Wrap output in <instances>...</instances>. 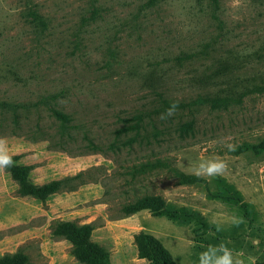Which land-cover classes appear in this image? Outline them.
Listing matches in <instances>:
<instances>
[{"label":"rangeland","instance_id":"rangeland-1","mask_svg":"<svg viewBox=\"0 0 264 264\" xmlns=\"http://www.w3.org/2000/svg\"><path fill=\"white\" fill-rule=\"evenodd\" d=\"M214 98L231 105L211 110ZM136 115L146 130L116 135ZM0 137L59 154L76 194L54 218L92 225L110 264H147L139 232L175 264L221 242L264 264V0H0ZM216 156L223 175L195 174ZM137 200L156 213L125 214ZM56 222L42 241L0 231V257L80 264Z\"/></svg>","mask_w":264,"mask_h":264},{"label":"trees","instance_id":"trees-1","mask_svg":"<svg viewBox=\"0 0 264 264\" xmlns=\"http://www.w3.org/2000/svg\"><path fill=\"white\" fill-rule=\"evenodd\" d=\"M186 57H182L181 60H185ZM247 94L250 91L262 92V88L258 84H247L245 89ZM230 97L239 102L241 95L230 93ZM231 101L229 99L214 98L210 100L209 108L211 110L226 111ZM54 115L60 119L65 120V115L55 111ZM123 123L127 124L126 127L116 131V135L126 132H132L134 137H139L143 131L146 130V121L144 116L136 115L131 118L123 119ZM194 121H190L181 127V131L187 132L192 130ZM135 139L132 138L127 144H132ZM239 150H247V145H243ZM14 164L12 167L4 169L8 172L12 179L17 183L19 196L32 197L38 201L44 202L49 196L60 191H73L76 188L66 187V183L76 178H66L63 180L52 181L42 186L34 185L29 179V170L27 166H21L16 163L17 157H13ZM243 207H246L243 205ZM142 210H149L156 213L155 209H152L149 203L143 200H137L134 204H128L123 207L125 214H134ZM162 214V213H161ZM169 218H174L173 214H164ZM53 229V234L64 236L66 240L71 243V253L80 264H110L109 256L106 251L97 244L90 241L89 236L92 230V225L83 224L77 225L70 221H58ZM134 243L136 246L137 254L139 258L145 259L147 264H175L171 255L163 247V245L152 235L144 232H139L134 236ZM0 264H27V258L21 252L15 254H6L0 257Z\"/></svg>","mask_w":264,"mask_h":264},{"label":"crops","instance_id":"crops-1","mask_svg":"<svg viewBox=\"0 0 264 264\" xmlns=\"http://www.w3.org/2000/svg\"><path fill=\"white\" fill-rule=\"evenodd\" d=\"M8 141L14 153L13 157H17L16 163L30 168L29 179L34 185L42 186L75 176L74 173L69 172L68 167L61 169L59 154L45 155L37 151L35 144H28L23 140ZM17 190L18 185L11 175L5 170H0V231L21 229L13 236L20 241L19 243L34 239L42 241L49 237L50 224L54 220L61 221L54 218L58 209L61 206L68 207L69 201L73 200L72 196L76 194L74 190V192L60 191L41 202L32 197L19 196ZM37 219L40 223L32 225Z\"/></svg>","mask_w":264,"mask_h":264},{"label":"clouds","instance_id":"clouds-1","mask_svg":"<svg viewBox=\"0 0 264 264\" xmlns=\"http://www.w3.org/2000/svg\"><path fill=\"white\" fill-rule=\"evenodd\" d=\"M178 105L173 103L164 113L161 114L160 119L166 120L170 116L175 114L176 108ZM225 146L229 151H234L235 146L232 143H227L231 139V137L223 138ZM13 151L9 146L8 138L0 137V170H4L13 166ZM227 163L224 161L222 157L216 156L210 160L205 162H201L197 169V176H221L227 170ZM242 222V221H239ZM219 231V228H217ZM243 253H235L232 249L228 248L226 244L221 242L218 245H208L204 251L199 253L198 262L199 264H245L244 259L238 258L242 257ZM250 264H255L254 257H248Z\"/></svg>","mask_w":264,"mask_h":264}]
</instances>
